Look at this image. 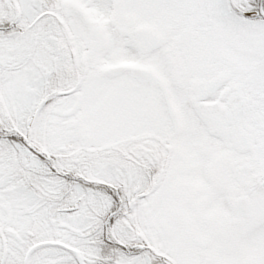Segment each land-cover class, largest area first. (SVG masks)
Returning <instances> with one entry per match:
<instances>
[{"label":"snow or ice","instance_id":"snow-or-ice-1","mask_svg":"<svg viewBox=\"0 0 264 264\" xmlns=\"http://www.w3.org/2000/svg\"><path fill=\"white\" fill-rule=\"evenodd\" d=\"M0 264H264V0H0Z\"/></svg>","mask_w":264,"mask_h":264}]
</instances>
